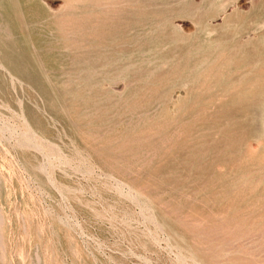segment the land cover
I'll return each instance as SVG.
<instances>
[{
  "label": "rangeland",
  "instance_id": "374dc122",
  "mask_svg": "<svg viewBox=\"0 0 264 264\" xmlns=\"http://www.w3.org/2000/svg\"><path fill=\"white\" fill-rule=\"evenodd\" d=\"M29 1L0 0V264H264V0Z\"/></svg>",
  "mask_w": 264,
  "mask_h": 264
},
{
  "label": "bare ground",
  "instance_id": "6f19581e",
  "mask_svg": "<svg viewBox=\"0 0 264 264\" xmlns=\"http://www.w3.org/2000/svg\"><path fill=\"white\" fill-rule=\"evenodd\" d=\"M17 1H18V0H17ZM19 1H20V0H19ZM28 1H29V0H28ZM55 1H56V0H55ZM58 1H59V0H58ZM62 1H63V0H62ZM77 1H78V0H77ZM97 1H98V0H97ZM116 1H117V0H116ZM136 1H137V0H136ZM158 1H159V0H158ZM180 1H182V0H180ZM187 1H188V0H187ZM203 1H205V0H203ZM217 1H218V0H217ZM29 2H30V1H29ZM92 2H93V1H92ZM104 2H105V1H104ZM118 2H119V1H118ZM129 2H131V1H129ZM159 2H160V1H159ZM167 2H168V1H167ZM195 2H196V1H195ZM232 2H233V1H232ZM4 3H6V2H4ZM19 3H20V2H19ZM99 3H100V2H99ZM202 3H204V2H202ZM205 3H208V2L205 1ZM262 3H263V2H262ZM6 4H7V3H6ZM25 4H26V2H25ZM34 4H37V3H34ZM34 4H33V5H34ZM93 4H94V3H93ZM132 4H133V3H132ZM143 4H144V3H143ZM151 4H152V3H151ZM161 4H162V3H161ZM185 4H186V3H185ZM199 4H200V3H199ZM259 4H260V3H259ZM10 5H11V4H10ZM20 5H21V3H20ZM67 5H68V4H67ZM74 5H75V4H74ZM76 5H77V4H76ZM79 5H80V4H79ZM133 5H134V4H133ZM139 5H141V4L139 3ZM171 5H172V4H171ZM6 6H7V5H6ZM35 6H36V5H35ZM42 6H43V4H42ZM53 6H54V5H53ZM65 6H66V5H65ZM107 6H108V5H107ZM118 6H119V5H118ZM142 6H143V5H142ZM169 6H170V5H169ZM174 6H175V5H174ZM263 6H264V3H263ZM263 6H262V7H263ZM3 7H4V6H3ZM29 7H30V6H29ZM31 7H32V6H31ZM31 7H30V8H31ZM39 7H40V5H39ZM74 7H75V6H74ZM104 7H105V6H104ZM123 7H124V6H123ZM133 7H134V6H133ZM164 7H165V6H164ZM170 7H171V6H170ZM176 7H177V6H176ZM180 7H181V6H180ZM227 7H228V6H227ZM262 7H261V8H262ZM8 8H9V7H8ZM35 8H36V7H35ZM111 8H112V7H111ZM131 8H132V7H131ZM161 8H162V7H161ZM172 8H173V7H172ZM252 8H253V7H252ZM32 9H33V8H32ZM36 9H37V8H36ZM39 9H40V8H39ZM41 9H43V8H41ZM66 9H67V8H66ZM83 9H84V8H83ZM117 9H118V8H117ZM117 9H116V10H117ZM143 9H144V8H143ZM143 9H142V10H143ZM155 9H156V8H155ZM221 9H222V8H221ZM11 10H12V9H11ZM70 10H71V9H70ZM80 10H81V9H80ZM90 10H91V9H90ZM94 10H95V8H94ZM98 10H99V9H98ZM110 10H111V9H110ZM118 10H119V9H118ZM122 10H123V9H122ZM134 10H135V9H134ZM150 10H152V9H150ZM159 10H160V9H159ZM215 10H216V9H215ZM218 10H219V9H218ZM235 10H236V9H235ZM8 11H10V10H8ZM44 11H45V10H44ZM61 11H62V10H61ZM83 11H84V10H83ZM85 11H86V10H85ZM155 11H157V10H155ZM194 11H195V10H194ZM196 11H197V10H196ZM203 11H204V10H203ZM219 11H220V10H219ZM238 11H239V10H238ZM263 11H264V10H263ZM6 12H7V11H6ZM32 12H34V11H32ZM80 12H81V11H80ZM174 12H176V11H174ZM200 12H201V11H200ZM208 12H209V11H208ZM212 12H213V11H212ZM212 12H211V13H212ZM214 12H215V11H214ZM222 12H223V10H222ZM249 12H250V11H249ZM260 12H261V11H260ZM2 13H3V12H2ZM4 13H5V12H4ZM36 13H37V12H36ZM63 13H64V12H63ZM76 13H77V12H75V14H76ZM100 13H101V12H100ZM103 13H104V12H103ZM116 13H117V12H116ZM122 13H123V12H122ZM125 13H127V12H125ZM146 13H147V11H146ZM169 13H172V12H169ZM206 13H207V12H206ZM211 13H210V14H211ZM233 13H234V12H233ZM258 13H259V12H258ZM7 14H8V13H7ZM27 14H28V13H27ZM31 14H32V13H31ZM38 14H39V13H38ZM84 14H85V13H84ZM101 14H102V13H101ZM123 14H124V13H123ZM130 14H131V13H130ZM130 14H129V15H130ZM132 14H133V13H132ZM174 14H175V13H174ZM178 14H179V13H178ZM198 14H199V13H198ZM213 14H214V13H213ZM216 14H217V13H216ZM219 14H221V13H219ZM238 14H239V13H238ZM2 15H3V14H2ZM23 15H24V14H23ZM32 15H33V14H32ZM43 15H44V14H43ZM65 15H66V14H65ZM77 15H78V14H77ZM77 15H76V16H77ZM129 15H128V16H129ZM140 15H141V14H140ZM159 15H160V14H159ZM165 15H166V14H165ZM176 15H177V14H176ZM195 15H196V14H195ZM211 15H212V14H211ZM223 15H224V14H223ZM227 15H228V14H227ZM253 15H254V14H253ZM253 15H252V17H254ZM48 16H49V15H48ZM48 16H47V19H48ZM76 16H75V17H76ZM91 16H93V15H91ZM125 16H126V15H125ZM135 16H137V15H135ZM138 16H139V15H138ZM141 16H142V15H141ZM160 16H161V15H160ZM220 16H221V15H220ZM255 16H256V14H255ZM1 17H2V16H1ZM12 17H13V16H12ZM12 17H11V18H12ZM53 17H54V16H53ZM67 17H68V16H67ZM80 17H81V16H80ZM89 17H90V15H89ZM97 17H98V16H97ZM100 17H101V15H100ZM156 17H157V16H156ZM156 17H155V18H156ZM184 17H185V16H184ZM202 17H203V16H202ZM252 17H251V18H252ZM27 18H28V16H27ZM32 18H33V17H32ZM43 18H44V17H43ZM65 18H66V17H65ZM69 18H70V16H69ZM107 18H108V17H107ZM111 18H112V17H111ZM120 18H121V17H120ZM123 18H124V17H123ZM134 18H135V17H134ZM138 18H140V17H138ZM142 18H143V17H142ZM189 18H190V17H189ZM196 18H197V17H196ZM215 18H216V17H215ZM217 18H218V17H217ZM221 18H222V17H221ZM237 18H238V17H237ZM248 18H249V16H248ZM2 19H3V18H2ZM25 19H26V16H25ZM39 19H40V18H39ZM45 19H46V16H45ZM60 19H61V18H60ZM73 19H74V18H73ZM100 19H101V18H100ZM113 19H114V18H113ZM116 19H117V18H116ZM177 19H178V18H177ZM192 19H193V18H192ZM207 19H208V17H207ZM223 19H224V18H223ZM232 19H233V18H232ZM232 19H231V20H232ZM94 20H96V19L94 18ZM103 20H104V19H103ZM108 20H109V19H108ZM163 20H164V19H163ZM175 20H176V19H175ZM175 20H174V21H175ZM200 20H202V19L200 18ZM241 20H243V19H241ZM260 20H261V19H260ZM14 21H15V20H14ZM47 21H48V20H47ZM50 21H51V20H50ZM68 21H69V20H68ZM89 21H90V20H89ZM115 21H116V20H115ZM122 21H123V20H122ZM150 21H151V20H150ZM156 21H157V20H156ZM186 21H187V20H186ZM193 21H194V20H193ZM202 21H203V20H202ZM226 21H227V20H226ZM236 21H237V20H236ZM66 22H67V21H66ZM77 22H78V21H77ZM113 22H114V21H112V23H113ZM203 22H204V21H203ZM211 22H213V21H211ZM219 22H220V21H219ZM246 22H247V21H246ZM54 23H55V21H54ZM91 23H94V22H91ZM98 23H99V22H98ZM143 23H144V22H143ZM167 23H168V22H167ZM239 23H240V22H239ZM42 24H43V23H42ZM45 24H46V23H45ZM45 24H44V25H45ZM77 24H78V23H77ZM77 24H76V25H77ZM102 24H103V23H102ZM118 24H120V23H118ZM125 24H126V23H125ZM134 24H135V23H134ZM151 24H152V23H151ZM17 25H18V24H17ZM51 25H52V24H51ZM90 25H91V24H90ZM108 25H109V24H108ZM126 25H127V24H126ZM131 25H132V24H131ZM137 25H138V24H137ZM140 25H141V24H140ZM168 25H169V24H168ZM168 25H167V26H168ZM185 25H186V23H185ZM220 25H221V24H220ZM234 25H235V24H234ZM32 26H33V25H32ZM88 26H89V25H88ZM95 26H96V25H95ZM98 26H99V25H98ZM112 26H113V25H112ZM122 26H123V25H122ZM127 26H129V25H127ZM142 26H143V24H142ZM209 26H210V25H209ZM211 26H212V25H211ZM217 26H218V25H217ZM232 26H233V25H232ZM14 27H15V26H14ZM17 27H18V26H17ZM44 27H45V26H44ZM48 27H49V26H48ZM72 27H73V26H72ZM72 27H71V28H72ZM81 27H82V26H81ZM181 27H182V26H181ZM255 27H256V26H255ZM18 28H19V27H18ZM30 28L32 29V27H30ZM64 28H65V27H64ZM76 28H77V27H76ZM106 28H107V27H106ZM113 28H114V27H113ZM115 28H116V27H115ZM117 28H118V27H117ZM124 28H125V27H124ZM143 28H144V27H143ZM172 28H173V27H172ZM198 28H199V27H198ZM247 28H248V27H247ZM252 28H253V27H252ZM2 29H3V28H2ZM7 29H8V28H7ZM12 29H13V28H12ZM85 29H86V28H85ZM97 29H98V28H96V30H97ZM99 29H100V28H99ZM103 29H104V28H103ZM127 29H128V27H127ZM151 29H152V27H151ZM161 29H162V28H161ZM164 29H165V28H164ZM164 29H163V30H164ZM248 29H250V28H248ZM260 29H261V28H260ZM9 30H10V29H9ZM33 30H34V29H33ZM51 30H53V29H51ZM59 30H60V29H59ZM68 30H69V29H68ZM68 30H67V31H68ZM82 30H83V29H82ZM91 30H92V29H91ZM96 30H95V31H96ZM113 30H114V29H113ZM137 30H138V29H137ZM141 30H142V29H141ZM176 30H177V29H176ZM176 30H175V31H176ZM193 30H194V28H193ZM263 30H264V29H263ZM2 31H3V30H2ZM57 31H58V30H57ZM62 31H63V29H62ZM85 31H86V30H85ZM97 31H98V30H97ZM97 31H96V32H97ZM115 31H116V30H115ZM117 31H118V30H117ZM138 31H139V30H138ZM224 31H225V30H224ZM224 31H223V32H224ZM226 31H227V30H226ZM256 31H258V30H256ZM256 31H255V32H256ZM3 32H4V31H3ZM12 32H13V31H12ZM15 32H16V31H15ZM42 32H43V31H42ZM54 32H55V31H54ZM64 32H65V31H64ZM83 32H84V31H83ZM96 32H95V33H96ZM112 32H113V31H112ZM125 32H126V31H125ZM216 32H217V31H216ZM218 32H219V31H218ZM230 32H231V29H230ZM245 32H246V31H245ZM19 33H20V31H19ZM57 33H59V32H57ZM61 33H62V32H61ZM135 33H136V32H135ZM150 33H151V32H150ZM160 33H161V32H160ZM188 33H189V32H188ZM188 33H187V34H188ZM262 33H263V32H262ZM1 34H2V33H1ZM8 34H9V33H8ZM14 34H15V33H14ZM23 34H24V33H23ZM31 34H32V33H31ZM38 34H39V33H38ZM141 34H142V33H141ZM178 34H179V33H178ZM211 34H212V33H211ZM216 34H217V33H216ZM5 35H6V34H5ZM10 35H11V34H10ZM107 35H108V34H107ZM117 35H118V34H117ZM126 35L128 36V34H126ZM191 35H192V34H191ZM240 35H241V34H240ZM253 35H254V33H253ZM17 36H18V35H17ZM39 36H40V35H39ZM42 36H43V35H42ZM51 36H52V35H51ZM171 36H172V35H171ZM171 36H170V37H171ZM199 36H200V35H199ZM201 36H202V35H201ZM206 36H207V35H206ZM236 36H237V35H236ZM241 36H242V35H241ZM257 36H258V35H257ZM47 37H48V36H47ZM75 37H76V35H75ZM81 37H82V36H81ZM95 37H96V36H95ZM116 37H117V36H116ZM137 37H138V36H137ZM178 37H179V35H178ZM195 37H196V36H195ZM252 37H253V36H252ZM26 38L28 39V37H26ZM85 38H86V37H85ZM112 38H114V37H112ZM120 38H122V37H120ZM123 38H124V36H123ZM127 38H130V37H127ZM138 38H139V37H138ZM143 38H144V37H143ZM156 38H157V37H156ZM190 38H191V37H190ZM207 38H208V37H207ZM212 38H213V37H212ZM212 38H211V39H212ZM215 38H216V37H215ZM239 38H240V37H239ZM6 39H7V38H6ZM12 39H13V38H12ZM23 39H24V38H23ZM34 39H36V38H34ZM97 39H98V38H97ZM97 39H96V40H97ZM100 39H101V38H100ZM144 39H145V38H144ZM152 39H153V38H152ZM169 39H170V38H169ZM172 39H173V38H172ZM178 39H179V38H178ZM201 39H202V38H201ZM205 39H206V38H205ZM216 39H219V37H217ZM15 40H17V38H16ZM53 40H54V39H53ZM68 40H69V39H68ZM147 40H148V38H147ZM198 40H199V39H198ZM209 40H210V39H209ZM9 41H10V39H9ZM18 41H19V39H18ZM55 41H56V40H55ZM167 41H168V40H167ZM207 41H208V39H207ZM229 41H230V40H229ZM232 41L234 42L235 40L232 39ZM239 41H240V40H239ZM250 41H251V40H250ZM250 41H249V42H250ZM261 41H263V40H261ZM6 42H7V41H6ZM20 42H21V41H20ZM34 42H35V41H34ZM61 42H62V41H61ZM64 42H65V41H64ZM110 42H111V41H110ZM172 42H173V41H172ZM199 42H200V41H199ZM233 42H232V43H233ZM23 43H24V40H23ZM25 43H26V42H25ZM59 43H60V42H59ZM69 43H70V42H69ZM69 43H68V44H69ZM97 43H98V42H97ZM102 43H103V42H102ZM127 43H128V42H127ZM165 43H166V42H165ZM189 43H190V42H189ZM200 43H201V42H200ZM215 43H216V42H215ZM251 43H252V42H251ZM255 43H256V42H255ZM258 43H259V42H258ZM17 44H18V43H17ZM20 44H21V43H20ZM20 44H19V45H20ZM64 44H65V43H64ZM66 44H67V43H66ZM94 44H95V43H94ZM111 44H112V43H111ZM128 44H129V43H128ZM131 44H132V43H131ZM177 44H178V43H177ZM184 44H185V42H184ZM213 44H214V43H213ZM238 44H239V42H238ZM21 45H22V44H21ZM23 45H24V44H23ZM26 45H27V43H26ZM146 45H147V43H146ZM187 45H188V44H187ZM197 45H198V44H197ZM201 45H202V44H201ZM206 45H207V44H206ZM208 45H209V44H208ZM236 45H237V44H236ZM249 45H250V44H249ZM255 45H257V44H255ZM260 45H261V43H260ZM260 45H258V46H260ZM4 46H5V45H4ZM83 46H84V45H83ZM122 46H123V45H122ZM131 46H133V45H131ZM171 46H172V45H171ZM177 46H178V45H177ZM192 46H194V45H192ZM211 46H212V45H211ZM211 46H209V47H211ZM232 46H233V45H232ZM247 46H248V45H247ZM20 47H21V46H20ZM168 47H169V46H168ZM174 47H175V46H174ZM201 47H203V46H201ZM212 47H213V46H212ZM216 47H217V45H216ZM228 47H229V46H228ZM240 47L242 48V47H244V46H240ZM253 47H254V46H253ZM255 47H256V46H255ZM30 48H31V47H30ZM32 48H33V47H32ZM32 48H31V49H32ZM35 48H36V47H35ZM117 48H118V47H117ZM170 48H171V47H170ZM179 48H180V47H179ZM182 48H183V46H182ZM193 48H194V47H193ZM217 48H218V47H217ZM164 49H165V48H164ZM172 49H173V48H172ZM177 49H178V47H177ZM197 49H198V48H197ZM204 49H205V48H204ZM208 49H209V48H208ZM245 49H246V48H245ZM256 49H257V48H256ZM49 50H50V49H49ZM107 50H108V49H107ZM170 50H171V49H170ZM178 50H179V49H178ZM192 50H193V49H192ZM214 50H215V49H214ZM229 50H230V49H229ZM243 50H244V49H243ZM263 50H264V48H263ZM102 51H103V50H102ZM251 51H252V50H251ZM44 52H45V51H44ZM47 52H48V50H47ZM150 52H151V51H150ZM176 52H177V51H176ZM180 52H181V50H180ZM190 52H191V51H190ZM197 52H198V50H197ZM206 52H207V51H206ZM252 52H253V51H252ZM2 53H3V52H2ZM22 53H23V52H22ZM111 53H113V52H111ZM155 53H156V51H155ZM198 53H199V52H198ZM214 53H215V52H214ZM214 53H213V54H214ZM13 54H14V53H13ZM43 54H44V53H43ZM51 54H52V53H51ZM117 54H118V53H117ZM200 54H201V53H200ZM203 54H204V53H203ZM208 54H209V53H208ZM216 54H217V53H216ZM226 54H227V53H226ZM237 54H238V53H237ZM258 54H259V53H258ZM260 54H261V53H260ZM24 55H25V54H24ZM44 55H45V54H44ZM44 55H43V56H44ZM109 55H111V54H109ZM133 55H134V53H133ZM137 55H138V54H137ZM157 55H158V54H157ZM167 55H168V54H167ZM186 55H187V54H186ZM197 55H198V54H197ZM210 55H211V54H210ZM230 55H231V54H230ZM246 55H247V54H246ZM172 56H173V55H172ZM172 56H171V57H172ZM187 56H188V55H187ZM187 56H186V57H187ZM203 56H204V55H203ZM203 56H202V57H203ZM212 56H213V55H212ZM216 56H217V55H215V57H216ZM225 56H226V55H225ZM225 56H224V57H225ZM231 56H232V55H231ZM233 56H235V55H233ZM1 57H2V56H1ZM131 57H132V56H131ZM183 57H185V56H183ZM193 57H194V56H193ZM227 57H228V56H227ZM241 57H242V56H241ZM243 57H244V56H243ZM26 58H27V57H26ZM112 58H113V57H112ZM144 58H145V57H144ZM149 58L152 59V57H149ZM149 58H148V59H149ZM166 58H167V57H166ZM197 58H198V57H197ZM212 58H213V57H212ZM237 58H238V57H237ZM256 58H257V57H256ZM90 59H91V58H90ZM96 59H97V58H96ZM100 59H101V58H100ZM148 59H147V60H148ZM183 59H184V58H183ZM183 59H182V60H183ZM186 59H187V58H186ZM206 59H207V58H206ZM222 59H223V58H222ZM229 59H230V58H229ZM6 60H7V59H6ZM149 60H150V59H149ZM171 60H172V59H171ZM202 60H203V59H202ZM214 60H215V59H214ZM263 60H264V59H263ZM2 61H3V60H2ZM138 61H139V60H138ZM143 61H144V60H143ZM156 61H157V60H156ZM160 61H161V60H160ZM174 61H175V60H174ZM176 61H177V60H176ZM207 61H208V60H207ZM211 61H213V60H211ZM226 61H227V60H226ZM237 61H238V60H237ZM255 61H256V59H255ZM42 62H43V61H42ZM53 62H54V61H53ZM86 62H87V61H86ZM161 62H162V61H161ZM172 62H173V61H172ZM181 62H182V61H181ZM188 62H189V61H188ZM198 62H199V60H198ZM201 62H202V61H201ZM222 62H224V61L222 60ZM232 62H233V61H232ZM4 63H5V62H3V64H4ZM120 63H121V62H120ZM141 63H142V62H141ZM147 63H148V62H147ZM6 64H8V63H6ZM30 64H31V63H30ZM30 64H29V65H30ZM148 64H149V63H148ZM154 64H155V63H154ZM156 64H157V63H156ZM204 64H205V63H204ZM219 64L221 65V63H219ZM223 64H224V63H223ZM229 64H230V63H229ZM238 64H239V63H238ZM243 64H245V63H243ZM247 64H248V63H247ZM247 64H246V65H247ZM250 64H251V63H250ZM259 64H260V63H259ZM259 64H258V65H259ZM1 65H2V64H1ZM53 65H54V64H53ZM143 65H146V64L144 63ZM167 65H169V63H168ZM180 65H181V64H180ZM195 65H196V64H195ZM227 65H228V64H227ZM241 65H242V64H241ZM248 65H249V64H248ZM260 65H261V64H260ZM260 65H259V67L261 68ZM5 66H6V65H5ZM43 66H44V65H43ZM54 66H55V65H54ZM133 66H134V65H133ZM156 66H157V65H156ZM215 66H216V65H215ZM224 66H225V64H224ZM0 67H1V66H0ZM6 67H7V66H6ZM108 67H109V66H108ZM112 67H113V66H112ZM143 67H144V66H143ZM143 67H141V69H142ZM148 67H149V66H148ZM159 67H160V66H159ZM220 67H221V66H220ZM239 67H241V66H239ZM1 68H2V67H1ZM7 68H8V67H7ZM45 68H46V67H45ZM52 68H53V67H52ZM130 68H131V65H130ZM132 68H135V67H132ZM137 68H138V67H137ZM185 68H186V66H185ZM198 68H199V67H198ZM243 68H244V67H243ZM260 68H259V69H260ZM158 69H159V68H158ZM190 69H191V68H190ZM201 69H202V68H201ZM218 69H219V68H218ZM235 69H236V67H235ZM254 69H255V68H254ZM49 70H50V69H49ZM52 70H53V69H52ZM99 70H100V69H99ZM118 70H119V69H118ZM123 70H124V69H123ZM130 70H131V69H130ZM177 70H178V69H177ZM220 70H221V69H220ZM229 70H231V69H229ZM242 70H243V69H242ZM256 70H257V69H256ZM3 71H4V69H3ZM3 71H2V72H3ZM47 71H48V69H47ZM50 71H51V70H50ZM50 71H49V72H50ZM145 71H146V70H145ZM196 71H197V70H195L194 72H196ZM199 71H200V70H199ZM96 72H98V71H96ZM122 72H123V71H122ZM153 72H154V71H153ZM158 72H159V70H158ZM168 72H169V70H168ZM176 72H177V71H176ZM182 72H183V71H182ZM184 72H185V71H184ZM201 72H202V71H201ZM216 72H217V71H216ZM219 72H220V71H219ZM243 72H244V71H243ZM254 72H256V71H254ZM46 73H47V72H46ZM51 73H52V72H51ZM53 73H54V72H53ZM91 73H92V71H91ZM114 73H117V72H114ZM127 73H128V71H127ZM171 73H172V72H171ZM187 73H188V72H187ZM190 73H192V72H190ZM197 73H198V72H197ZM240 73H241V72H240ZM249 73H250V72H249ZM8 74H9V73H8ZM112 74H113V73H112ZM117 74H118V73H117ZM131 74H132V73H131ZM152 74H153V73H152ZM173 74H174V73H173ZM220 74H221V73H220ZM220 74H218V75H220ZM224 74H225V73H224ZM12 75H13V74H12ZM106 75H107V74H105V76H106ZM167 75H168V74H167ZM170 75H171V74H170ZM177 75H178V74H177ZM182 75H183V74H182ZM187 75H189V74H187ZM190 75H191V74H190ZM192 75H193V74H192ZM196 75H197V74H196ZM218 75H217V77H218ZM253 75H254V74H253ZM255 75H256V74H255ZM263 75H264V74H263ZM6 76H7V75H6ZM13 76H15V75H13ZM49 76H50V75H49ZM98 76H99V75H98ZM152 76H153V75H152ZM180 76H181V75H180ZM237 76H238V75H237ZM9 77H10V76H9ZM15 77H16V76H15ZM106 77H107V76H106ZM119 77H120V76H119ZM171 77H172V76H171ZM171 77H170V78H171ZM183 77H184V76H183ZM183 77H182V78H183ZM188 77H189V76H188ZM193 77H194V76H193ZM219 77H220V76H219ZM248 77H249V76H248ZM0 78H1V77H0ZM7 78H8V77H7ZM19 78H20V77H19ZM19 78L17 79L18 81H19ZM110 78H111V77H110ZM168 78H169V77H168ZM20 79H21V78H20ZM94 79H96V78H94ZM113 79H115V78H113ZM147 79H148V76H147ZM154 79H155V78H154ZM159 79H161V78H159ZM165 79H167V78H165ZM174 79H175V78H174ZM176 79H177V77H176ZM198 79H199V78H198ZM221 79H222V78H221ZM232 79H233V78H232ZM7 80H8V79H7ZM11 80H12V79H11ZM169 80H170V79H169ZM201 80H204V79H201ZM214 80H215V79H214ZM218 80H219V79H218ZM225 80H226V79H225ZM228 80H229V79H228ZM241 80H242V79H241ZM253 80H254V79H253ZM257 80H259V79H257ZM260 80H261V78H260ZM237 81H238V80H237ZM242 81H243V80H242ZM251 81H252V80H251ZM255 81H256V80H255ZM255 81H254V82H255ZM12 82H13V80H12ZM36 82H37V81H36ZM100 82H101V81H100ZM114 82H115V81H114ZM159 82H160V81H159ZM189 82H190V81H189ZM216 82H217V81H216ZM6 83H7V81H6ZM23 83H24V82H23ZM70 83H71V82H70ZM93 83H94V82H93ZM153 83H154V82H153ZM164 83H165V82H164ZM190 83H191V82H190ZM211 83H212V82H211ZM251 83L254 84L253 82H251ZM19 84H20V83H19ZM21 84H22V82H21ZM146 84H147V82H146ZM148 84H149V83H148ZM174 84H175V83H174ZM195 84H196V83H195ZM214 84H216V83L214 82ZM236 84H238V83H236ZM12 85H13V84H12ZM80 85H81V84H80ZM83 85H84V84H83ZM90 85H91V84H90ZM90 85H89V86H90ZM102 85H103V84H102ZM151 85H152V84H151ZM166 85H167V84H166ZM191 85H192V84H191ZM229 85H230V84H229ZM229 85H227V86H229ZM7 86H8V85H7ZM58 86H59V85H58ZM58 86H57V88L59 89ZM73 86H74V85H73ZM84 86H85V85H84ZM97 86H98V85H97ZM135 86H136V85H135ZM140 86H141V85H140ZM156 86H157V85H156ZM223 86H224V85H223ZM230 86H231V85H230ZM8 87H9V86H8ZM20 87H21V86H20ZM27 87H28V86H27ZM48 87H49V86H48ZM66 87H67V86H66ZM78 87H79V86H78ZM136 87H137V86H136ZM175 87H176V86H174V88H175ZM187 87H188V86H187ZM1 88H3V87H1ZM9 88H10V87H9ZM82 88H84V87H82ZM103 88H104V87H103ZM209 88H210V87H209ZM225 88H226V87H225ZM243 88H244V87H243ZM5 89H6V88H5ZM19 89H20V88H19ZM63 89H64V88H63ZM66 89H67V88H66ZM88 89H89V88H88ZM96 89H97V88H96ZM128 89H129V88H128ZM130 89H131V88H130ZM138 89H139V88H138ZM148 89H150V88H148ZM161 89H162V86H161ZM214 89H215V88H214ZM220 89H222V88H220ZM238 89H240V88H238ZM11 90H12V89H11ZM11 90H10V91H11ZM64 90H65V89H64ZM92 90H93V89H92ZM94 90H95V87H94ZM103 90H104V89H103ZM108 90H109V89H108ZM108 90H107V92H108ZM206 90H207V89H206ZM240 90H241V89H240ZM5 91H6V90H5ZM79 91H80V90H79ZM85 91H86V90H84L83 92H85ZM105 91H106V90H104V92H105ZM111 91H112V90H111ZM113 91H114V90H113ZM113 91H112V92H113ZM140 91H141V90H140ZM149 91H150V90H149ZM217 91H218V90H217ZM227 91H228V90H227ZM234 91H235V90H234ZM1 92H2V91H1ZM7 92H8V91H7ZM61 92H62V91H61ZM141 92H142V91H141ZM167 92H168V91H167ZM210 92H211V91H210ZM218 92H219V91H218ZM237 92H238V91H237ZM13 93H14V92H12V95H13ZM26 93H27V92H26ZM33 93H34V92H33ZM70 93H71V92H70ZM95 93H96V92H95ZM98 93H99V91H98ZM109 93H111V92H109ZM135 93H136V92H135ZM146 93H147V92H146ZM150 93H151V92H150ZM219 93H220V92H219ZM38 94H39V93H38ZM65 94H66V92H65ZM68 94H69V93H68ZM101 94H102V93H101ZM144 94H145V93H144ZM167 94H168V93H167ZM204 94H205V92H204ZM4 95L7 96V94H4ZM9 95H10V94H9ZM15 95H16V94H15ZM66 95H67V94H66ZM75 95H76V94H74V96H75ZM85 95H86V94H85ZM114 95H115V94H113L112 96H114ZM122 95H123V94H122ZM156 95H157V94H156ZM163 95H164V94H163ZM221 95H222V94H221ZM1 96H2V95H1ZM13 96H14V95H13ZM71 96H72V95H70L69 97H71ZM76 96H77V95H76ZM101 96H102V95H101ZM110 96H111V95H110ZM130 96H131V95H130ZM152 96H153V94H152ZM188 96H189V95H188ZM195 96H196V95H195ZM212 96H213V95H212ZM225 96H226V95H225ZM4 97H5V96H4ZM19 97L21 98V96H19ZM28 97H29V95H28ZM28 97H27V98H28ZM83 97H84V96H83ZM83 97H82V98H83ZM92 97H93V96H92ZM105 97H106V96H105ZM105 97H104V98H105ZM125 97H126V96H125ZM135 97H136V96H135ZM178 97H179V96H178ZM204 97H205V95H204ZM222 97H223V96H222ZM0 98H1V97H0ZM6 98H7V97H6ZM9 98H10V96H9ZM11 98H12V96H11ZM11 98H10V99H11ZM25 98H26V97H25ZM29 98H30V97H29ZM29 98H28V99H29ZM38 98H39V97H38ZM56 98H57V97H56ZM65 98H66V97H65ZM90 98H91V97H90ZM94 98H95V96H94ZM97 98H98V97H97ZM97 98H96V99H97ZM102 98H103V97H102ZM123 98H124V97H123ZM156 98H157V97H156ZM167 98H168V96H167ZM202 98H203V97H202ZM215 98H216V97H215ZM215 98H214V99H215ZM228 98H229V97H228ZM231 98H232V96H231ZM16 99H17V98H16ZM16 99H15V100H16ZM18 99H19V98H18ZM75 99H76V98H75ZM98 99H99V98H98ZM130 99H131V98H130ZM175 99H176V98H175ZM181 99H182V98H181ZM185 99H187V97H186ZM188 99H189V98H188ZM194 99H196V97H195ZM194 99H193V100H194ZM210 99H211V98H210ZM214 99H213V100H214ZM4 100H5V99H4ZM6 100H7V99H6ZM40 100H41V99H40ZM79 100H80V99L78 98V101H77V100H76V101L79 103ZM110 100H111V99H110ZM161 100H162V99H161ZM161 100H160V102H162ZM163 100H164V99H163ZM13 101H14V100H13ZM19 101H20V100H19ZM64 101H66V100H64ZM85 101H86V99H85ZM85 101H84V102H85ZM88 101H89V100H88ZM106 101H107V100H106ZM127 101H128V100H127ZM151 101H152V100H151ZM175 101H176V100H175ZM181 101H182V100H181ZM184 101H185V100H184ZM187 101H188V100H187ZM9 102H10V101H9ZM9 102H8V103H9ZM43 102H44V101H43ZM89 102H90V101H89ZM123 102H124V101H123ZM128 102H129V101H128ZM192 102H194V101H192ZM196 102H197V101H196ZM196 102H195V103H196ZM221 102H222V101H221ZM221 102H220V103H221ZM225 102H226V101H225ZM14 103H16V102H14ZM18 103H20V102H18ZM75 103H76V102H75ZM78 103H77V104H78ZM87 103H88V102H87ZM156 103H157V102H156ZM164 103H165V102H164ZM168 103H169V102H168ZM175 103H176V102H175ZM182 103H183V102H182ZM206 103H207V102H206ZM2 104H3V103H2ZM21 104H22V103H21ZM72 104H73V103H72ZM85 104H86V102H85ZM98 104H99V103H97V105H98ZM120 104H121V103H120ZM170 104H171V103H170ZM187 104H188V103H187ZM5 105H6V103H5ZM18 105H19V104H18ZM40 105H41V104H40ZM99 105H100V104H99ZM101 105H102V103H101ZM106 105H107V104H106ZM108 105H109V104H108ZM121 105H122V104H121ZM147 105H148V104H147ZM155 105H156V104H155ZM166 105H167V104H166ZM183 105H184V104H183ZM196 105H197V104H196ZM11 106H12V105H11ZM27 106H28V105H27ZM44 106H45V105H44ZM44 106H43V107H44ZM66 106H67V105H66ZM79 106H81V105H79ZM95 106H96V105H95ZM118 106H119V105H118ZM202 106H203V105H202ZM21 107H22V105H21ZM25 107H26V105H25ZM89 107H90V106H89ZM99 107H100V106H99ZM120 107H121V106H120ZM149 107H150V106H149ZM158 107H159V106H158ZM160 107H161V106H160ZM172 107H173V106H172ZM18 108H19V107H18ZM28 108H29V107H28ZM35 108H36V107H35ZM67 108H68V107H67ZM74 108H75V107H74ZM76 108H78V107L76 106ZM104 108H105V107H104ZM104 108H103V109H104ZM108 108H109V107H108ZM108 108H107V109H108ZM164 108H165V106H164ZM164 108H163V109H164ZM176 108H177V107H176ZM204 108H207V107H204ZM20 109H21V108H20ZM26 109H27V108H26ZM29 109H31V108H29ZM72 109H73V108H72ZM82 109H83V108H82ZM89 109H90V108H89ZM93 109H94V108H93ZM97 109H98V108H97ZM113 109H114V108H112V109H110V110L112 111ZM163 109H162V110H163ZM78 110H79V108H78ZM80 110H81V109H80ZM105 110H106V108H105ZM110 110H109V111H110ZM139 110H141V108H139ZM167 110H168V109H167ZM185 110H186V107H185ZM19 111H20V110H19ZM28 111H29V110H27V112H28ZM44 111H45V110H44ZM53 111H54V110H53ZM72 111H73V110H72ZM72 111H71V112H72ZM90 111H91V110H90ZM156 111H158V110H156ZM165 111H166V110H165ZM175 111H176V110H175ZM178 111H179V110H178ZM39 112H40V111H39ZM78 112H79V111H78ZM80 112H81V111H80ZM84 112H85V111H84ZM88 112H89V111H88ZM92 112H93V111H92ZM96 112H97V111H96ZM89 113H90V112H89ZM170 113H171V112H170ZM179 113H180V112H179ZM182 113H183V112H182ZM22 114H23V113H22ZM52 114H53V113H52ZM59 114H61V113H59ZM160 114H161V113H160ZM172 114H173V113H172ZM186 114H187V113H186ZM186 114H185V115H186ZM48 115H49V114H48ZM72 115H73V114H72ZM89 115H91V114H89ZM92 115H93V114H92ZM95 115H97V114L95 113ZM162 115H163V112H162ZM165 115H166V114H165ZM185 115H184V116H185ZM61 116H62V115H61ZM73 116H74V115H73ZM102 116H103V115H102ZM102 116H101V117H102ZM155 116H156V115H155ZM175 116H177V115H175ZM187 116H188V115H187ZM39 117H40V116H39ZM44 117L46 118V116H44ZM93 117H94V116H93ZM95 117H96V116H95ZM104 117H106V116H104ZM163 117H164V116H163ZM182 117H183V116H182ZM188 117H189V116H188ZM29 118H30V117H29ZM42 118H43V117H42ZM82 118H83V117H82ZM86 118H87V117H86ZM88 118H89V117H88ZM158 118H160V116H159ZM158 118H157V119H158ZM51 119H52V118H51ZM94 119H95V118H94ZM96 119H97V118H96ZM29 120H30V119H29ZM42 120H43V119H42ZM64 120H65V119H64ZM66 120H67V119H66ZM101 120H102V119H101ZM173 120H174V119H173ZM180 120H181V118H180ZM52 121H53V120H52ZM61 121H62V120H61ZM87 121H88V120H87ZM91 121H92V120H91ZM96 121H97V120H96ZM104 121H105V120H104ZM109 121H110V120H109ZM178 121H179V120H178ZM186 121H187V120H186ZM59 122H60V121H59ZM88 122H89V121H88ZM143 122H144V121H143ZM147 122H148V121H147ZM152 122H153V121H152ZM169 122H170V121H169ZM92 123H93V122H92ZM97 123H98V122H97ZM97 123H96V126H97ZM104 123H106V122H104ZM174 123H175V122H174ZM178 123H179V122H178ZM52 124H53V122H52ZM86 124H87V123H86ZM147 124H148V123H146V126H147ZM162 124H163V123H162ZM176 124H177V123H176ZM176 124H175V125H176ZM65 125H66V124H65ZM144 125H145V124H144ZM92 126H93V125H92ZM94 126H95V125H94ZM94 126H93V128H94ZM142 126H143V125H141V127H142ZM154 126H155V125H154ZM169 126H170V125H169ZM178 126H179V125H178ZM32 127H33V126H32ZM66 127H67V126H66ZM167 127H168V126H167ZM216 127H217V126H216ZM106 128H107V127H106ZM31 129H32V128H31ZM88 129H89V128H88ZM88 129H86V130H88ZM90 129H91V127H90ZM137 129H138V128H137ZM57 130H58V129H57ZM95 130H96V129H95ZM147 130H148V129H147ZM172 130H173V129H172ZM215 130H217V129H215ZM220 130H221V129H220ZM33 131H34V130H33ZM38 131H40V130H38ZM143 131H144V130H143ZM167 131H168V130H167ZM30 132H31V133H30ZM30 132H29L30 136H28V137H31V139L33 140V138H34V133H35V132L33 133L32 130H31ZM89 132H90V131H89ZM100 132H101V131H100ZM139 132H140V131H139ZM170 132H171V131H170ZM39 133H41V132H39ZM39 133H38V134H39ZM59 133H60V132H59ZM87 133H88V132H87ZM87 133H85V135H86ZM35 134H36V133H35ZM61 134H62V133H61ZM40 135H41V134H40ZM44 135H45V134H44ZM46 135H47V133H46ZM50 135H51V134H50ZM89 135H90V134H89ZM91 135H92V134H91ZM243 135H245V138L247 137V136H246V133H244ZM38 136H39V135H38ZM41 136H42V135H41ZM41 136H39V137H41ZM55 136H56V135H55ZM66 136H67V135H66ZM83 136H84V135H83ZM86 136H87V135H86ZM93 136H94V135H93ZM25 137H27V136L25 135ZM47 137H48V136H47ZM53 137H54V136H53ZM69 137H70V136H69ZM89 137H91V136H89ZM42 138H43V137H42ZM70 138H71V137H70ZM47 139H49V138H47ZM50 139H51V137H50ZM64 139H65V138H64ZM67 139H68V138H67ZM71 139H72V138H71ZM56 140H57V139H56ZM29 141H30V140H29ZM49 141H50V140H49ZM69 141H70V140H69ZM35 142H36V139H35ZM50 142H51V141H50ZM52 142H53V141H52ZM61 142H62V144H63V141H62V140H61ZM64 142H65V140H64ZM257 142H258V141H257ZM40 143H41V142H40ZM55 143H56V142H55ZM74 143H75V142H74ZM41 144H42V143H41ZM57 144H58V142H57ZM36 145H37V143H36ZM38 145H39V144H38ZM55 145H56V144H55ZM60 145H61V144H60ZM66 145H68V144H66ZM259 145H260V144H259ZM259 145H258V146H259ZM43 146H44V145H43ZM43 146H42V147H43ZM75 146H76V145H75ZM26 147H27V146H26ZM58 147H59V146H58ZM260 147H261V146H260ZM263 147H264V146H263ZM38 148H40V147H38ZM27 149H29V148L27 147ZM30 149H31V147H30ZM42 149H43V148H42ZM42 149H41V151H42ZM44 149H45V148H44ZM67 149H68V148H67ZM73 149H76V148H73ZM252 149H253V148H252ZM31 150H32V149H31ZM22 151H23V150H22ZM22 151H21V152H22ZM25 151H26V149H25ZM34 151H38V150H34ZM248 151H249V150H248ZM29 152H30V151H29ZM25 153H26V152H25ZM34 153H35V152H34ZM39 153H40V152H39ZM255 153H256V151H255ZM20 154H21V153H20ZM20 154H19V155H20ZM36 154H37V153H36ZM247 154H248V153H247ZM249 154H250V153H249ZM259 154H260V151H259ZM31 155H32V153H31ZM25 156H26V155H25ZM32 156H36V155H32ZM256 156H257V155H256ZM39 157H40V156H39ZM253 157H255V155H254ZM261 157H263L262 154H261ZM23 158H24V157H23ZM25 158H26V157H25ZM36 158H37V157H36ZM32 159H33V158H32ZM231 159H232V158H231ZM239 159H240V158H239ZM242 159H243V158H242ZM250 159H251V158H250ZM261 159H262V158H261ZM37 160H38V159H37ZM40 160H41V159H40ZM243 160H244V159H243ZM23 161H24V160H23ZM30 161H31V160H30ZM32 161H33V160H32ZM32 161H31V162H32ZM241 161H242V160H241ZM244 161H245V160H244ZM263 161H264V160H263ZM26 162H27V161H26ZM248 162H249V161H248ZM257 162H258V161H257ZM244 163H245V162H244ZM244 163H243V164H244ZM23 164H24V163H23ZM31 164H32V163H31ZM40 165H41V164H40ZM244 165H245V164H244ZM254 165H256V164H254ZM259 165H260V164H259ZM263 165H264V164H263ZM263 165H262V166H263ZM27 166H28V165H27ZM30 166H31V165H30ZM245 166H246V165H245ZM247 166H249V165H247ZM256 166H257V165H256ZM257 167H258V166H257ZM259 167H260V166H259ZM241 168H242V167H241ZM249 169H250V168H249ZM43 170H44V168H43ZM243 170H244V169H243ZM253 170H254V169H253ZM238 171H239V170H238ZM251 171H252V170H251ZM0 172H1V171H0ZM31 172H33V171H31ZM43 172H45V171H43ZM236 172H237V171H236ZM245 172H247V171H245ZM261 172H262V171H261ZM234 173H235V172H234ZM237 173H238V172H237ZM255 173H256V172H255ZM42 174H43V173H42ZM232 175H234V174H232ZM2 176H3V174H2ZM46 176H47V175H46ZM230 176H231V175H230ZM245 176H246V175H245ZM241 177H242V176H241ZM41 178H42V177H41ZM237 178H238V177H237ZM239 178H240V177H239ZM2 179H3V177L1 178V180H2ZM38 179H39V178H38ZM231 179H232V178H231ZM59 180H60V179H59ZM246 180H247V179H246ZM41 181H42V180H41ZM243 181H244V180H243ZM61 182H63V181H61ZM3 183H4V182H3ZM58 183H59V182H58ZM228 183H229V181H228ZM234 183H235V182H234ZM251 183H252V182H251ZM44 184H45V183H44ZM46 184H47V183H46ZM65 184H66V183H65ZM232 184H233V183H232ZM60 185H62V184L60 183ZM260 186H261V185H260ZM260 186H259V187H260ZM5 187H6V186H5ZM52 187H53V186H52ZM54 187H55V186H54ZM64 188H65V187H64ZM73 188H74V187H73ZM245 190H246V189H245ZM261 190H262V188H261ZM65 191H66V190H65ZM205 191H206V190H205ZM7 192H8V191H7ZM63 192H64V191H63ZM3 193H5V192H3ZM211 193H212V192H211ZM8 194H9V193H8ZM65 194H67V193H65ZM73 194H75V193H73ZM260 194H261V193H260ZM71 195H72V194H71ZM79 195H80V193H79ZM251 195H252V194H251ZM254 195H255V194H254ZM68 196H69V195H68ZM77 196H78V195H77ZM204 196H205V195H204ZM210 196H211V195H210ZM249 196H250V195H249ZM256 196H257V195H256ZM261 196H262V195H261ZM7 197H8V196H7ZM253 197H254V196H253ZM4 198H5V196H4ZM72 198H73V197H72ZM78 198H79V197H78ZM207 198H208V195H207ZM214 198H215V197H214ZM220 198H221V197H220ZM251 198H252V197H251ZM258 198H259V197H258ZM8 199H9V198H8ZM79 200H80V199H79ZM248 200H249V198H248ZM250 200H251V199H250ZM77 201H78V200H77ZM85 201H86V200H85ZM80 202H81V201H80ZM82 202H84V201L82 200ZM86 202H88V201H86ZM89 202H90V201H89ZM235 202H236V201H235ZM241 202H242V201H241ZM245 203H246V202H245ZM247 203H248V201H247ZM13 204H14V203H13ZM78 204H79V203H78ZM80 204H81V203H80ZM80 204H79V205H80ZM241 204H242V203H241ZM31 205H32V204H31ZM83 205H84V204H83ZM88 205H90V204H88ZM92 205H94V204H92ZM236 205H237V204H236ZM32 206H33V205H32ZM34 206H35V205H34ZM242 206H243V205H242ZM27 207H28V205H27ZM28 208H29V207H28ZM34 208H35V207H34ZM86 208H87V207H86ZM89 208H90V207H89ZM96 208H97V207H96ZM96 208H95V209H96ZM2 209H3V208H2ZM23 209H24V208H23ZM25 209H26V208H25ZM0 210H1V209H0ZM27 210H28V209H27ZM29 210H30V209H29ZM21 211H22V210H21ZM85 211H86V210H85ZM88 211H89V210H88ZM88 211H87V212H88ZM2 212H4V210H3ZM95 212H96V211H95ZM18 213H19V212H18ZM24 213H25V211H24ZM35 213H36V212H35ZM92 213H93V211H92ZM92 213H91V214H92ZM96 213H99V212H96ZM21 214H22V213H21ZM21 214H20V215H21ZM27 214H28V213H27ZM30 214H31V213H30ZM101 214H102V213H100V216H101ZM156 215H157V214H156ZM23 216H24V215H23ZM27 216H28V215H27ZM97 216H98V215H97ZM1 217H2V216H1ZM1 217H0V218H1ZM30 217H31V216H30ZM6 218H7V217H6ZM21 218H22V217H20V219H21ZM31 218H32V217H31ZM27 219H28V218H27ZM159 220H160V219H159ZM25 221H27V220H25ZM28 221H29V220H28ZM32 221H33V218H32ZM168 221H169V220H168ZM170 221H171V220H170ZM9 222H11V221H9ZM18 222H19V221H18ZM18 222H17V223H18ZM5 223H6V222H5ZM7 223H8V222H7ZM20 223H21V222H20ZM22 223H23V222H22ZM27 223H28V222H27ZM28 224H30V223H28ZM5 225H6V224H5ZM20 225H21V224H20ZM38 225H39V224H38ZM169 225H170V224H169ZM28 226H30V225H28ZM172 226H173V224H172ZM22 227H23V226H22ZM30 228H31V227H30ZM37 228H38V227H37ZM175 228H176V227H175ZM1 229H4V228H1ZM1 229H0V230H1ZM35 229H36V228H35ZM40 229H41V227H40ZM37 230H38V229H37ZM172 230H173V229H171V231H172ZM38 232H39V231H38ZM174 232H177V231H174ZM36 233H37V232H36ZM26 234H27V232H26ZM31 234H32V232H31ZM179 234H180V233H179ZM0 235H1V234H0ZM37 235H39V233H38ZM37 235H36V237H37ZM176 235H177V234H176ZM27 236H28V235H27ZM179 236H181V234L178 235V237H179ZM183 236H184V235H183ZM183 236H181V237H183ZM25 237H26V235H25ZM71 239H72V238H71ZM180 239H181V238H180ZM183 240H184V239H183ZM20 241H21V239H20ZM32 241H34V240H32ZM72 242H73V241H72ZM181 242H183V241H181ZM29 243H30V242H29ZM36 243H37V242H36ZM183 243H184V242H183ZM186 243H187V242H186ZM1 244H2V243H1ZM21 244H23V243H21ZM187 244H188V243H187ZM5 245H6V244H4V246H5ZM27 245H28V244H27ZM184 245H186V244L184 243ZM18 246H19V244H18ZM24 246H25V245H24ZM29 246H30V245H29ZM33 246H34V245H33ZM36 246H37V245H36ZM1 247H3V246H1ZM30 247H31V246H30ZM145 247H146V246H145ZM187 247L189 248V246H187ZM26 248H27V247H26ZM27 249H28V248H27ZM29 249H30V248H29ZM42 249H43V248H42ZM73 249H74V248H73ZM190 249H191V247H190ZM193 249H194V248H193ZM1 250H2V249H1ZM23 250H24V249H23ZM47 250H48V249H47ZM17 251H18V250H16V252H17ZM25 251H26V250H25ZM25 251H24V252H25ZM35 251H36V250H35ZM69 251H70V250H69ZM73 251H74V250H73ZM80 251H81V250H80ZM187 251H189V250L187 249ZM50 252H51V250H50ZM53 252H54V251H53ZM2 253H3V252H1V256H2ZM20 253H21V252H20ZM22 253H23V252H22ZM79 253H80V252H79ZM81 253H82V251H81ZM192 253H193V252H192ZM44 254H47V253L45 252ZM55 254H57V252H56ZM22 255H23V254H22ZM22 255H21V256H22ZM24 255H25V254H24ZM26 255H27V253H26ZM193 255H194V253H193ZM195 255H196V254H195ZM43 256H44V255H43ZM45 256H46V255H45ZM52 256H53V254H52ZM54 256H56V255H54ZM57 256H58V255H57ZM19 257H20V255H19ZM48 257H49V255H48ZM73 257H74V256H73ZM22 258H23V257H22ZM30 258H31V256H30ZM30 258H29V259H30ZM34 258H35V257H34ZM44 258H45V257H44ZM54 258H55V257H54ZM77 258H79V257H77ZM35 259L37 260V258H35ZM74 259H75V258H74ZM79 259H80V258H79ZM23 260H24V259H23ZM53 260H54V259H53ZM87 260H88V259H87ZM87 260H85V261H87ZM56 261H57V260H56ZM92 261H93V260H92ZM21 262H23V261H21ZM50 262H52V261H50ZM76 262H77V261H76ZM56 263H58V261H57ZM59 263H60V262H59ZM89 263H90V262H89ZM30 264H32V263H30ZM37 264H38V263H37ZM60 264H61V263H60ZM87 264H88V263H87Z\"/></svg>",
  "mask_w": 264,
  "mask_h": 264
}]
</instances>
